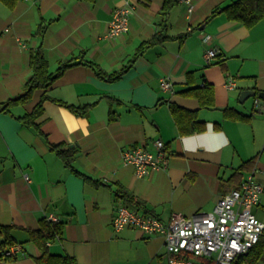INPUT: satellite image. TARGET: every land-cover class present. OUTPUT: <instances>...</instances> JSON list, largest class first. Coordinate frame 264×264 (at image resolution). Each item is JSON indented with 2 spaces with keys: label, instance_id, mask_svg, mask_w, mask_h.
Listing matches in <instances>:
<instances>
[{
  "label": "crops",
  "instance_id": "1",
  "mask_svg": "<svg viewBox=\"0 0 264 264\" xmlns=\"http://www.w3.org/2000/svg\"><path fill=\"white\" fill-rule=\"evenodd\" d=\"M168 1L19 0L13 10L0 2V103L22 92L31 74L29 54L39 48L50 72L73 57L107 73L121 70L154 34ZM233 1L191 0L190 13L185 4H172L167 34L187 33L185 38L147 49L115 81L98 78L82 63L67 68L47 95L88 106L86 116L47 100L36 120L40 132L23 125L16 117L32 111L41 89L27 103L12 107V115L0 113V226L13 228L20 247L14 261L0 258V264H36L40 252L27 231L38 230L40 220L51 217L63 222L61 239L47 244L52 256L69 258L72 264H164L161 235L135 228L114 231L117 205L138 209L119 190L142 203L140 212L166 223L173 214L210 212L253 172L263 193L252 211L264 217V99L254 104L264 92V19L248 28L220 11L210 17ZM119 8L129 9V29L109 38ZM210 49L218 55L207 63ZM229 78L236 84L231 90L225 87ZM162 79L170 82L171 91L161 88ZM204 82L213 87L211 109L180 94ZM246 90L254 95L240 103L239 94ZM171 104L195 112L204 131L181 134ZM225 110L249 119L237 121ZM157 139L165 145L167 166L136 178L133 168L122 164V152L136 146L154 151ZM51 145L75 151L72 166L81 176L65 167ZM257 264H264V255Z\"/></svg>",
  "mask_w": 264,
  "mask_h": 264
},
{
  "label": "built area",
  "instance_id": "2",
  "mask_svg": "<svg viewBox=\"0 0 264 264\" xmlns=\"http://www.w3.org/2000/svg\"><path fill=\"white\" fill-rule=\"evenodd\" d=\"M177 2L185 4L188 13L192 11L191 0ZM128 29L129 9L119 8L113 14L106 36L117 37ZM217 55L218 50H207L206 62ZM160 85L164 91H171L170 82L162 79ZM225 87L234 89L235 79H227ZM260 101L259 97H255V106ZM153 147L154 151L142 146L124 150L122 164L131 166L138 179L163 169L168 163L165 145L157 139ZM23 178L26 182L30 181L27 174ZM262 193L263 187L252 172L238 187L220 197L210 212H197L188 217L173 214L165 223L152 213H142L121 203L115 207L112 227L117 232L135 228L148 235H161L166 258L164 264H235L264 235V217L259 218L252 211L259 206ZM261 213L264 216V208ZM50 220L57 221L54 217ZM19 251V246H13L5 255H15Z\"/></svg>",
  "mask_w": 264,
  "mask_h": 264
},
{
  "label": "trees",
  "instance_id": "3",
  "mask_svg": "<svg viewBox=\"0 0 264 264\" xmlns=\"http://www.w3.org/2000/svg\"><path fill=\"white\" fill-rule=\"evenodd\" d=\"M19 0H0L8 9L13 10L17 5ZM177 0H170L165 2L160 13L159 20L156 25V31L147 40L140 43L135 51L130 63L123 67L119 71L112 73H107L99 65L84 60L82 57L69 58L60 63L59 67L54 71H49L48 61L44 56L41 48L31 51L29 54V67L31 69V74L27 78L22 92L5 101L0 103V113L12 115L10 110L12 107L20 106L27 103L35 90H43V95L40 97L38 103L34 106L31 112L24 114L23 116L16 117V119L25 126L33 128L35 131L40 132V125L36 123L37 118L42 114L43 103L47 100L65 107L75 115L86 116L89 110L88 106H73L66 104L62 101H58L49 95H47V90L52 86V84L57 80L64 71L74 66L78 63H82L90 67L95 75L107 82H112L121 77L122 74L131 66V64L140 57L147 49L155 46L156 44L162 43L170 39L183 40L186 34L170 36L167 34L168 29V15L172 4H175ZM218 11L223 12L229 21H234L241 23L245 27H252L258 22L264 19V0H234L233 2L227 4L221 9L213 11L210 17L214 16ZM209 17V18H210ZM181 95L192 97L198 100L201 108L211 109L214 107V92L213 87L207 83H202L201 86L189 87L180 93ZM171 112L175 119V122L181 132V134H193L197 132H203L205 129L204 123L196 119L195 112L180 108L176 105H170ZM227 117H233L237 121H248L249 117L243 116L238 113H230V111L225 110ZM112 113V112H111ZM111 116V120H112ZM51 150L56 153L57 156L61 158L65 167L69 168L76 175L81 176L73 166L72 162L75 157L74 150H64L61 145H51ZM87 182H91V179L84 177ZM119 196L123 198L126 202L135 205V207L140 209L142 203L138 201L134 196L126 193L124 190H119ZM145 210V209H144ZM11 226H0V232L4 235V240L0 242V258L7 261H14L17 255H5L11 247L19 245L15 238L11 235ZM63 231V222L52 221L48 218H44L39 222L38 230H28L29 241L35 244L38 248L40 255L35 258L36 264H72V260L60 256H52L48 252V243L61 239ZM262 237V236H261ZM264 255V239L260 238L258 243L254 245L246 254L239 257L235 264H257Z\"/></svg>",
  "mask_w": 264,
  "mask_h": 264
},
{
  "label": "water",
  "instance_id": "4",
  "mask_svg": "<svg viewBox=\"0 0 264 264\" xmlns=\"http://www.w3.org/2000/svg\"><path fill=\"white\" fill-rule=\"evenodd\" d=\"M253 95H254V92H253V91H249V90L242 91V92L239 94L238 101H239L240 103H243L245 100H247L248 98H250V97L253 96ZM257 96H258L260 99H264V92L258 93Z\"/></svg>",
  "mask_w": 264,
  "mask_h": 264
},
{
  "label": "rangeland",
  "instance_id": "5",
  "mask_svg": "<svg viewBox=\"0 0 264 264\" xmlns=\"http://www.w3.org/2000/svg\"><path fill=\"white\" fill-rule=\"evenodd\" d=\"M249 100V99H248ZM177 215V214H176Z\"/></svg>",
  "mask_w": 264,
  "mask_h": 264
}]
</instances>
